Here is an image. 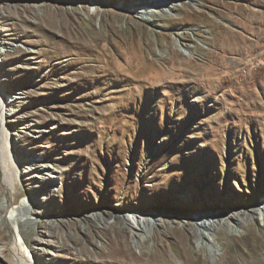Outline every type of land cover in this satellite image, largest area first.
<instances>
[{
	"label": "rangeland",
	"instance_id": "rangeland-1",
	"mask_svg": "<svg viewBox=\"0 0 264 264\" xmlns=\"http://www.w3.org/2000/svg\"><path fill=\"white\" fill-rule=\"evenodd\" d=\"M150 1L0 0V92L27 203L25 217L13 216L25 255L37 264H264V0ZM144 2L155 12L138 15ZM226 29L252 49L230 46L219 59ZM244 207L255 214L236 229L230 215ZM100 210L111 222L127 217L135 258L99 254L116 235L87 221ZM217 210L223 224L206 232L218 239L202 247L184 221ZM139 211L158 215V240L154 228L145 243L135 238ZM166 226L183 229L185 249L178 235L162 236Z\"/></svg>",
	"mask_w": 264,
	"mask_h": 264
},
{
	"label": "bare ground",
	"instance_id": "bare-ground-1",
	"mask_svg": "<svg viewBox=\"0 0 264 264\" xmlns=\"http://www.w3.org/2000/svg\"><path fill=\"white\" fill-rule=\"evenodd\" d=\"M150 2L152 3H161V0H151ZM170 7L173 9H177L178 2L176 1H171L169 3ZM166 3H164V7H161L160 9H165ZM136 10L138 15H142L145 13H154V7H152L151 3H141L138 4ZM147 19V18H146ZM224 29V28H223ZM233 32V31H232ZM226 36L222 39V50L220 54L218 55L219 59L225 58V55L223 53H230L229 52V47L232 46V49L235 51H246V50H251L252 48H249V40H245V38H240L234 36L231 31L225 30ZM221 35V34H220ZM220 48V49H221ZM242 52V53H243ZM241 53V54H242ZM173 55H177L175 52H173ZM172 55V56H173ZM230 55V54H229ZM244 55V53H243ZM150 57V56H149ZM173 60V57L169 58V61ZM226 59V58H225ZM168 61V62H169ZM154 66L153 62H150L147 67ZM7 99V96L5 93L0 92V217H1V223L4 225V230L2 231L0 229V237L5 236L3 238L4 242H2V245H0V252L3 255L9 254L7 258H0V262H3L2 264H37V260L32 258V261L30 260L29 256L27 257L25 255V247L24 245L26 244V239L25 236L21 233L20 227L18 223L13 219V216L17 213L22 215V217H25L26 214L23 213L24 208L26 207L27 203L25 202L24 205L22 206V199L23 198V193L24 190L22 189V186L20 184L19 180V171L17 168V163L12 157V151H11V144L9 139L11 136H9V131L5 129L4 125V108L3 105ZM7 115V114H5ZM11 133V132H10ZM10 137V138H9ZM240 213L239 215H230L231 219H233L234 222L237 223V228L243 226V225H248L247 222L253 218L255 214V210H253L250 207H244V209H240L238 211ZM33 211L31 212V214ZM137 218V225L139 228H135V238L138 240L139 243H145L149 237L151 236L150 232L151 229L154 228V233L152 235V238L154 240H158L160 237V234L157 232V227L155 228V222L157 219H155L154 216L158 217L157 214L154 215L151 211L147 212H141L139 211L138 213H134ZM109 215V218L113 217V214L108 212V211H103L100 210L96 213L94 216H90V218L87 219L88 222H95L98 221L99 224H104V229H113L116 232L115 236H110L107 237L106 240V245L110 248L111 250H106L100 249L99 254L100 255H108V256H116V255H126L128 254V251H130V255H132V258L134 257V253L132 250L128 247L127 245V240L129 237V230L127 226H124L125 221L127 220L126 216L121 217L120 214L114 215V221L111 222L110 219H107L105 216ZM226 216H228V213H226ZM223 218V214L219 213L217 210L215 211H203V212H196L195 214L190 216V220L184 221V226L189 227V226H194L195 224L199 228V238L201 239L200 245L203 247L206 243L205 241H216L218 237L216 235H212L210 238L207 235L206 231L214 230L217 226L223 224L221 219ZM107 219V220H105ZM12 220V221H11ZM57 219H49V224L52 226L55 225V221ZM105 220V221H103ZM142 220V221H141ZM195 220V221H194ZM15 221L18 225L19 233L21 235V239H19L13 231L12 228V223ZM41 223L42 221L40 220H35V223ZM120 224V225H119ZM200 226V227H199ZM78 230L84 231L88 236H89V228L88 227H82L78 226ZM196 231V230H195ZM194 231V232H195ZM18 232V230H17ZM178 235L177 236V244L176 246H181L184 249L186 248L185 245V236L183 235V229L178 228V227H173L170 228L169 226H166L162 230V236L169 237L170 235ZM19 236V235H18ZM163 239V238H162ZM79 241V239L77 240ZM209 243V242H208ZM175 245V244H174ZM166 247H170L172 245L170 244H165ZM128 250V251H127ZM216 253V250L212 251ZM13 255V257H12ZM127 256V255H126Z\"/></svg>",
	"mask_w": 264,
	"mask_h": 264
}]
</instances>
